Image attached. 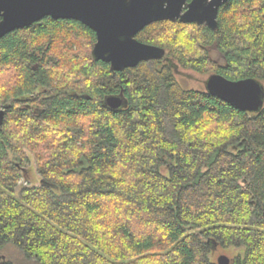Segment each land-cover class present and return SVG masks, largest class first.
I'll return each instance as SVG.
<instances>
[{"label":"trees","instance_id":"16d2710c","mask_svg":"<svg viewBox=\"0 0 264 264\" xmlns=\"http://www.w3.org/2000/svg\"><path fill=\"white\" fill-rule=\"evenodd\" d=\"M217 22L145 26L165 56L120 71L78 20L0 37V264H217L218 245L264 264V105L183 87L164 61L264 85V0H227ZM31 159L40 181L20 185Z\"/></svg>","mask_w":264,"mask_h":264},{"label":"water","instance_id":"95a60500","mask_svg":"<svg viewBox=\"0 0 264 264\" xmlns=\"http://www.w3.org/2000/svg\"><path fill=\"white\" fill-rule=\"evenodd\" d=\"M226 1L0 0V37L45 16L78 20L95 32L91 57L109 63L111 70L120 71L141 61L165 56L164 48L135 37L145 26L156 21L179 20L205 24L215 30L219 8ZM204 89L242 111L258 112L264 105V85L256 78L231 80L219 73H211L205 79ZM123 101L121 95H109L104 99L112 109L120 108ZM3 113L0 109V119ZM229 263L226 254L217 256V264Z\"/></svg>","mask_w":264,"mask_h":264},{"label":"rangeland","instance_id":"374dc122","mask_svg":"<svg viewBox=\"0 0 264 264\" xmlns=\"http://www.w3.org/2000/svg\"><path fill=\"white\" fill-rule=\"evenodd\" d=\"M85 43V46L87 47V40H82ZM96 41V40H95ZM95 43V42H94ZM94 45V44H93ZM92 45V47H93ZM92 47H90L89 52L91 51ZM168 65L172 68L173 72L176 75L177 80L181 84V86L186 88H194V89H204L205 86V79L208 74H200L195 71L184 69L177 65L175 61L172 59H165L164 60ZM40 181V176L36 169V164L33 159L30 160L29 164L26 165L23 168V177L19 181L20 185H37ZM19 185V186H20ZM215 252L216 254L213 255V260L216 262V258L220 254H226L229 258H232L236 254V249L234 247H221V246H215ZM9 258L14 260L15 262H19L20 255L15 249H10L9 251ZM1 256H5V250L4 252H0V260H2Z\"/></svg>","mask_w":264,"mask_h":264},{"label":"flooded vegetation","instance_id":"af4514ba","mask_svg":"<svg viewBox=\"0 0 264 264\" xmlns=\"http://www.w3.org/2000/svg\"><path fill=\"white\" fill-rule=\"evenodd\" d=\"M162 59V58H161ZM165 60V59H164Z\"/></svg>","mask_w":264,"mask_h":264}]
</instances>
